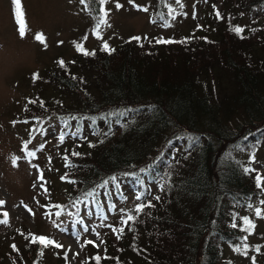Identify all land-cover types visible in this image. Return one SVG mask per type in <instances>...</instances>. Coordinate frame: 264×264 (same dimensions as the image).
Masks as SVG:
<instances>
[{"label":"trees","instance_id":"16d2710c","mask_svg":"<svg viewBox=\"0 0 264 264\" xmlns=\"http://www.w3.org/2000/svg\"><path fill=\"white\" fill-rule=\"evenodd\" d=\"M149 1L170 20V0ZM222 4L192 34L132 36L107 52L80 47L32 75L20 115L32 124L24 150L39 157L29 142L50 119L66 126L55 136H64L60 184L45 174L42 204L61 212L85 200L107 210L133 197L102 247L86 243L83 264H231L229 252L248 246L254 222L242 211L264 194V173L251 161L264 148V11L252 15L264 0ZM92 5L96 27L103 5ZM190 137L198 144L189 147ZM23 228L8 233L24 235L22 243L0 242V264H71L54 240ZM255 248L254 264H264V240Z\"/></svg>","mask_w":264,"mask_h":264},{"label":"rangeland","instance_id":"374dc122","mask_svg":"<svg viewBox=\"0 0 264 264\" xmlns=\"http://www.w3.org/2000/svg\"><path fill=\"white\" fill-rule=\"evenodd\" d=\"M223 1L180 0L177 3V0H170L171 17L166 21L163 13L154 11L149 0H132L131 3L129 0H108L103 5L102 22L93 27L95 5L85 7L80 0H20L25 31L21 36L12 0H0V210L7 216L0 221V242L5 238L4 245L15 240L22 243L24 235L8 233L13 228L24 227L54 240L65 249L71 264H83L86 243L91 241L102 247L105 231L115 230L113 224L125 214L133 199L132 196L129 201L114 198V204L108 205L107 210L85 200L61 212H57V206L50 212V208L42 204L47 198L45 174L52 182L60 184L62 143L55 136L66 126L58 117L44 123L29 142L39 157L27 155L29 147L24 150V142L32 132V124L21 120L20 115L28 96L35 90L32 75L53 66L60 58L72 60L80 47L94 50L107 44L115 48L132 36L163 40L192 34L210 9L224 7ZM116 3L121 7L116 8ZM145 8L147 11L143 10ZM263 11L255 10L252 15ZM38 34L43 35V42L35 39ZM251 161L264 173V148H259ZM262 188L264 191V181ZM61 190H57L56 198L64 200ZM115 197L120 196L116 194ZM242 213L254 222L255 231L245 239L249 249L241 244L242 250L229 252V258L231 264H254L255 247L264 240V194L255 198Z\"/></svg>","mask_w":264,"mask_h":264},{"label":"snow or ice","instance_id":"6c2138e0","mask_svg":"<svg viewBox=\"0 0 264 264\" xmlns=\"http://www.w3.org/2000/svg\"><path fill=\"white\" fill-rule=\"evenodd\" d=\"M91 2H92V0H80V3L81 4H84L85 7H88ZM96 2H98L101 5H104V4H106L108 2V0H96ZM129 2L131 3L132 0H129ZM179 2H180V0H177V3H179ZM12 3L14 5V15H15V18L17 20L18 25H20L19 32H20V35L23 36L25 34V31H24V27H23V19H22L23 13H22V10L20 8V0H12ZM115 6H116V8H120L121 7V5L119 3H116ZM143 10L144 11H147L146 8L143 9ZM100 12L102 14H105L103 7H101ZM100 19L101 20L103 19V15L100 17ZM235 31H236L237 34H239L241 32V29L240 28H236ZM35 39L38 40V41H41V42L44 41L43 35H39V34L36 35ZM135 39H139V38H135ZM157 42L159 43L161 41H157ZM59 43H62V42H59ZM101 50L107 52V51H109V46L107 44H104ZM60 64L63 66L64 62L63 61H60ZM152 110H154V109H152ZM130 111L131 110L126 109L124 111L119 112L117 114V116H118V118L119 117H125V116H127L129 114ZM93 123H95V121H93ZM78 134H79L78 131L76 133H72V135H78ZM63 139H64V136L61 135L60 140L63 141ZM198 142H199V137H190L189 138V147L198 144ZM169 143H171V142H169ZM27 155L34 156L35 153L34 152H28ZM73 155L79 156L80 154L79 153H73ZM245 171H249V170L246 169ZM126 175L135 176V174H126ZM136 179L139 181V177H136ZM260 183H261V180H260L259 177H257V186L258 187L260 186ZM139 198L140 197H137V199H139ZM156 199L159 200L160 197H156ZM0 203H2V202H0ZM146 206L147 207H152L153 205H151V203H149L147 205H140V206H138L137 211H139L140 209H142L143 207H146ZM57 214H59V213H57ZM89 215H91V213H89ZM257 215H260L259 210H257ZM132 219H133L132 216H128V220H132ZM80 223H82V222H80ZM245 223H248V225H249V228L246 229V230H250L251 229V224H250V222L247 221L246 218H245ZM73 227H75V225H73ZM232 227H236V225L233 224ZM84 231L87 232L88 231V228L85 227L84 228ZM40 240H41V243H44L45 242V238H40ZM47 243L51 244L53 242L49 240V241H47ZM89 243H91V241H89ZM57 246L59 247L60 245H57ZM12 247L15 250V245H13ZM257 250H259V249H257ZM96 259L98 261L99 260V257H97Z\"/></svg>","mask_w":264,"mask_h":264}]
</instances>
